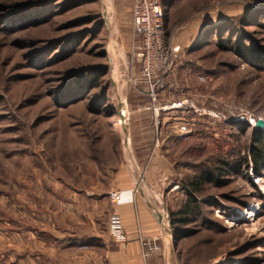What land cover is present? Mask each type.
Masks as SVG:
<instances>
[{
	"label": "rangeland",
	"instance_id": "rangeland-1",
	"mask_svg": "<svg viewBox=\"0 0 264 264\" xmlns=\"http://www.w3.org/2000/svg\"><path fill=\"white\" fill-rule=\"evenodd\" d=\"M160 1L180 60L152 98L135 0H0V264L117 250L107 192L139 186L170 220L193 183L175 264H264V173L244 168L242 120H264V55L237 48L264 54V0Z\"/></svg>",
	"mask_w": 264,
	"mask_h": 264
},
{
	"label": "built area",
	"instance_id": "built-area-1",
	"mask_svg": "<svg viewBox=\"0 0 264 264\" xmlns=\"http://www.w3.org/2000/svg\"><path fill=\"white\" fill-rule=\"evenodd\" d=\"M132 42L133 51L135 50L133 61L137 60L141 82L147 87L144 94L155 98L158 86L180 60L178 51L165 41V12L160 0H135L132 7ZM136 43L140 46H136ZM135 89L143 93L137 87ZM184 106H187L186 102L175 104L170 109H181ZM242 120L247 121L252 128L264 132V127H257L259 120L253 118ZM181 130L185 131V128L182 127ZM138 193L139 186H136L131 191L110 193L108 197L112 204L120 205L133 203ZM166 218L168 219V216ZM113 226L116 228L114 231L117 247H124L126 240L117 217L114 218ZM139 243L145 264L154 254H161L163 258H167L163 246L156 239L140 236Z\"/></svg>",
	"mask_w": 264,
	"mask_h": 264
},
{
	"label": "crops",
	"instance_id": "crops-1",
	"mask_svg": "<svg viewBox=\"0 0 264 264\" xmlns=\"http://www.w3.org/2000/svg\"><path fill=\"white\" fill-rule=\"evenodd\" d=\"M135 187L136 185H126L123 189L106 194L108 196L114 192H127ZM153 201L139 191L133 203L115 205L113 210L125 236L126 245L113 250L105 243L106 249L103 253L89 251L90 257L78 259L76 264H145L141 256L140 236L156 239L163 246L167 257L154 254L148 259L147 264H175L176 248L174 249V232L169 215L167 212L157 210ZM102 203L107 204L106 201Z\"/></svg>",
	"mask_w": 264,
	"mask_h": 264
},
{
	"label": "trees",
	"instance_id": "trees-1",
	"mask_svg": "<svg viewBox=\"0 0 264 264\" xmlns=\"http://www.w3.org/2000/svg\"><path fill=\"white\" fill-rule=\"evenodd\" d=\"M236 47V45H234ZM237 48L241 54L250 55L260 59L264 54L261 51L250 49L245 47L243 44L237 45ZM252 145L249 151V156L245 159L246 171H251L255 176H262L264 173V132L254 130L252 132ZM201 182H216L214 175L211 173H204L201 178ZM218 182V181H217ZM194 193H189L188 199L184 207L177 213H170L171 227L174 232L176 242L185 236V233L180 227H185L191 222V216L198 214L199 202L195 196V193L199 192L197 185H192ZM264 201V196L260 197ZM192 234V233H189Z\"/></svg>",
	"mask_w": 264,
	"mask_h": 264
},
{
	"label": "bare ground",
	"instance_id": "bare-ground-1",
	"mask_svg": "<svg viewBox=\"0 0 264 264\" xmlns=\"http://www.w3.org/2000/svg\"><path fill=\"white\" fill-rule=\"evenodd\" d=\"M258 181V185H261L262 187H264V184H262V180H257ZM255 213H254V211H249V212H247L246 213V219H247V221H251L252 220V218H254L255 217Z\"/></svg>",
	"mask_w": 264,
	"mask_h": 264
},
{
	"label": "water",
	"instance_id": "water-1",
	"mask_svg": "<svg viewBox=\"0 0 264 264\" xmlns=\"http://www.w3.org/2000/svg\"><path fill=\"white\" fill-rule=\"evenodd\" d=\"M257 127L258 128H263L264 127V121L259 120L258 123H257ZM175 248H176V241H175V238H174V249Z\"/></svg>",
	"mask_w": 264,
	"mask_h": 264
}]
</instances>
